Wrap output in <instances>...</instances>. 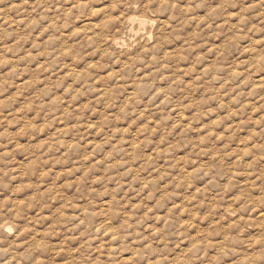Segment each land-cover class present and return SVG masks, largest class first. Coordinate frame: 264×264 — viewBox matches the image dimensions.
Listing matches in <instances>:
<instances>
[{"label":"rangeland","instance_id":"rangeland-1","mask_svg":"<svg viewBox=\"0 0 264 264\" xmlns=\"http://www.w3.org/2000/svg\"><path fill=\"white\" fill-rule=\"evenodd\" d=\"M261 255L264 0H0V264Z\"/></svg>","mask_w":264,"mask_h":264},{"label":"clouds","instance_id":"clouds-1","mask_svg":"<svg viewBox=\"0 0 264 264\" xmlns=\"http://www.w3.org/2000/svg\"><path fill=\"white\" fill-rule=\"evenodd\" d=\"M3 251L7 252V249H4ZM252 261L253 264H264V255H261L259 257H253Z\"/></svg>","mask_w":264,"mask_h":264},{"label":"bare ground","instance_id":"bare-ground-1","mask_svg":"<svg viewBox=\"0 0 264 264\" xmlns=\"http://www.w3.org/2000/svg\"><path fill=\"white\" fill-rule=\"evenodd\" d=\"M44 5V4H43ZM230 20V19H229ZM141 24L145 22V20H139ZM162 34V33H161ZM164 35V34H163ZM157 40V39H156ZM164 44V43H163Z\"/></svg>","mask_w":264,"mask_h":264}]
</instances>
